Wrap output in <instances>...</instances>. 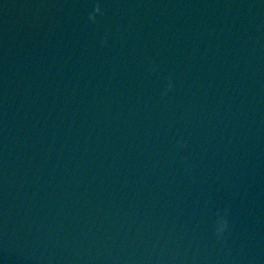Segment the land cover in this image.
I'll list each match as a JSON object with an SVG mask.
<instances>
[{"label": "water", "instance_id": "95a60500", "mask_svg": "<svg viewBox=\"0 0 264 264\" xmlns=\"http://www.w3.org/2000/svg\"><path fill=\"white\" fill-rule=\"evenodd\" d=\"M0 264H264V0H0Z\"/></svg>", "mask_w": 264, "mask_h": 264}]
</instances>
